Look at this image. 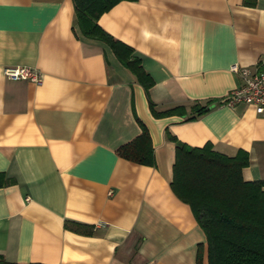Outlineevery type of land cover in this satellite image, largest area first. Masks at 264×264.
<instances>
[{
	"label": "crops",
	"instance_id": "1",
	"mask_svg": "<svg viewBox=\"0 0 264 264\" xmlns=\"http://www.w3.org/2000/svg\"><path fill=\"white\" fill-rule=\"evenodd\" d=\"M99 24L130 45L146 91L104 41L83 35L73 0H0V253L12 264H197L206 234L172 190L176 143L250 157L264 181V116L221 100L264 68V0H121ZM28 66L42 81L10 79ZM159 111L195 103L194 118ZM148 127L155 165L117 147ZM92 225L91 233L66 227Z\"/></svg>",
	"mask_w": 264,
	"mask_h": 264
},
{
	"label": "trees",
	"instance_id": "2",
	"mask_svg": "<svg viewBox=\"0 0 264 264\" xmlns=\"http://www.w3.org/2000/svg\"><path fill=\"white\" fill-rule=\"evenodd\" d=\"M121 0H73L77 25L83 35L99 39L110 46L118 59L144 85L146 91L154 83L144 69L141 58L133 48L106 31L98 22L100 15ZM254 6L257 0H243ZM154 115H186L184 105L163 111L149 100ZM208 109L195 103L187 118H194ZM141 131L134 138L120 144L117 152L138 163L155 165L154 147L148 127L139 120ZM175 141V159L170 186L173 192L188 203L196 220L206 234L207 264H264V181L244 177L243 169L250 162L247 151L228 155L207 142L192 146L169 134ZM8 178L0 172V185ZM66 227L91 233L92 225L67 221ZM197 264H204V247L198 244ZM0 264H12L0 253Z\"/></svg>",
	"mask_w": 264,
	"mask_h": 264
},
{
	"label": "built area",
	"instance_id": "3",
	"mask_svg": "<svg viewBox=\"0 0 264 264\" xmlns=\"http://www.w3.org/2000/svg\"><path fill=\"white\" fill-rule=\"evenodd\" d=\"M264 65V59L261 61ZM242 82L221 100V103L236 106L239 103L251 105L257 114L264 116V68L252 71L247 66L232 64ZM4 74L10 79H28L36 83L42 81L41 72L28 66H6ZM152 264V263H148Z\"/></svg>",
	"mask_w": 264,
	"mask_h": 264
}]
</instances>
